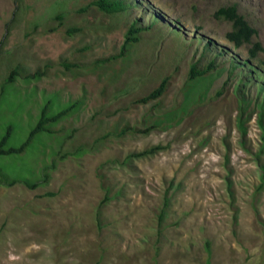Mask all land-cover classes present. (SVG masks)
I'll return each instance as SVG.
<instances>
[{
	"label": "rangeland",
	"instance_id": "obj_1",
	"mask_svg": "<svg viewBox=\"0 0 264 264\" xmlns=\"http://www.w3.org/2000/svg\"><path fill=\"white\" fill-rule=\"evenodd\" d=\"M91 1L0 0L4 148L27 139L47 103L52 116L81 101L57 135L0 155V181L17 180L0 185V264H264V0H132L119 14L79 13ZM231 4L263 48L247 64L248 46L233 49L230 23L214 17ZM136 21L150 29L128 59L96 66L119 54ZM210 62L189 81L192 65ZM165 77L160 98L134 103ZM128 127L152 129L98 140ZM44 173V185H24Z\"/></svg>",
	"mask_w": 264,
	"mask_h": 264
},
{
	"label": "trees",
	"instance_id": "obj_2",
	"mask_svg": "<svg viewBox=\"0 0 264 264\" xmlns=\"http://www.w3.org/2000/svg\"><path fill=\"white\" fill-rule=\"evenodd\" d=\"M131 6H136V4L134 2H132V0H93L87 6L80 8L79 13H84L90 8H95L96 10H98L99 12H101L103 14L113 15V14H119V13L126 12V10L129 9ZM214 17L218 20H223V21L230 23L231 29H230V31H228L225 34V39L229 44H231L233 49H240L244 46H248L247 59L244 61V64H247L251 59H255L258 53L263 52V48H262L260 42L256 40L257 39V30L248 23V21L244 18V16H242L241 14L238 13V9H237V6L235 4H231V5H228V7H221L219 9H217L216 12L214 13ZM54 19L61 23L62 19H63V14L58 13L54 17ZM149 29H150L149 27H147V28L139 27L137 24V21L132 23L125 33L124 42L120 48L119 54L116 56H110V57H108L102 61L101 60L95 61V65L96 66L100 65V67H102V66L104 67V65L106 66V64H108V63L116 62L117 59H128V56H126V51L139 41V36H138L139 33L144 32V31H148ZM79 31H81L80 28L71 27V28L67 29V34L71 35L73 33L79 32ZM253 40H254V42L252 43ZM86 49H88V48L84 47V48H82L81 51L84 52ZM74 66H75L74 64H65V67L68 70ZM238 67H240V66L237 64H234L232 66V70L229 72V74H232ZM209 71H211V62L201 70L197 68L196 64H194L190 67L189 81L201 79ZM40 75H41V73H36L33 76H31L30 78L37 80ZM16 76H17V71L13 70L9 76L10 82H12ZM168 80H169L168 77L163 78L161 80L160 84L154 90H152L146 96H143L142 98L134 100V103L135 104H146L148 102L155 101L158 98H160L166 90ZM192 91H194V87L186 90V92L184 94L186 101L188 100ZM48 105L49 104L47 103L46 106L42 107L39 119L35 123V126L32 128V130L30 131L27 139L21 145H19L16 148H13V147L4 148L6 141H7V137L9 135V132H7V134L1 138V140H0V155H10V154H21V153H23L28 148V146L30 145L32 139L34 137H36L39 133L49 132V133L54 134V136L57 135L56 132H54L51 128L54 127L55 125H57L59 122L66 119L67 117L76 113L81 106V101L77 100L73 103H67L66 105L61 107V109L59 111H57L55 114H53L52 116L47 115V109H49ZM243 122H244V120L240 118L239 119V127L240 128H242L241 126L243 125ZM259 128L261 129V140H262L261 151H263V149H264V125L262 124L261 121L259 122ZM151 129H152V127H149L145 130H136V129L129 128V127L123 128L117 134L107 133L106 135H103L102 137H100L98 140H103L107 137H110L111 135L112 136L115 135V137L121 138L127 132H134L135 134H139V135H147L149 133V131H151ZM242 129H244V128H242ZM73 132L74 131H72V133H70V136H69L70 138L72 137ZM159 148L160 147H154L152 149H149V150H146V151H143L140 153H136V154L132 155V157L133 156L134 157H141V156L153 154ZM85 151L86 150L82 149V147H78L76 152L72 153V155L80 156ZM65 156H66V154L62 155L60 158L63 159ZM51 166L52 167L54 166V162H52ZM47 181H48V174L44 173L43 178L38 179L36 182L25 183L24 185L28 189L34 190L37 187L47 183ZM16 183H17L16 179H9L5 182V184L0 181V185H4V186H8V187L13 186ZM263 187H264V183H262L258 187L257 191H260L261 189H263ZM46 195L51 196L52 194H46Z\"/></svg>",
	"mask_w": 264,
	"mask_h": 264
}]
</instances>
